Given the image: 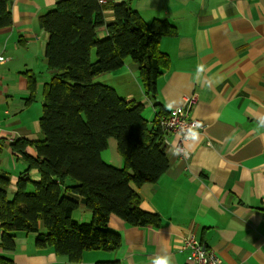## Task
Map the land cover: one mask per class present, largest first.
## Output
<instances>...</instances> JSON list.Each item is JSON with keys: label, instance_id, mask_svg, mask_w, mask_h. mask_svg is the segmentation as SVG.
Wrapping results in <instances>:
<instances>
[{"label": "crops", "instance_id": "1", "mask_svg": "<svg viewBox=\"0 0 264 264\" xmlns=\"http://www.w3.org/2000/svg\"><path fill=\"white\" fill-rule=\"evenodd\" d=\"M58 1L12 0L8 9L13 24L0 29V171L10 175V195L28 163L12 149L9 134L14 140L43 138L40 122L37 125L28 111L42 92L38 74L52 76L46 57L49 33L39 17L55 9ZM133 6L146 21L166 18L177 27L176 36L160 43L170 63L159 77L157 99L170 112L196 94L190 116L207 125L197 130V141L184 140L188 157L172 154L180 139L170 132L167 172L155 183L133 186L142 195V207L160 213L161 226H132L112 216L110 226L121 234L122 246L116 251L86 250L80 262L38 247L36 234L25 232L17 233L15 250L0 248V255L15 264H153L154 258L164 256L170 264H192L191 252L182 249L181 242L194 233L220 255L222 264H264V0H134ZM106 13L108 20L114 19L113 10ZM99 34L106 37L107 31ZM200 64L205 71L198 77ZM28 72L36 74L38 83L36 98L29 103ZM138 75V64L127 60L121 69L95 81L113 82L117 91H126L118 92L121 96L144 101V116L150 121L156 113L154 102L145 95ZM219 77L222 82L215 83ZM133 79L137 87L128 85ZM19 99L27 105L13 111ZM41 114L42 108L35 119ZM26 151L37 156L33 146ZM102 157L122 166L114 138ZM7 159L14 167H4ZM23 177L41 179L37 168ZM75 217L89 221L92 212L81 204Z\"/></svg>", "mask_w": 264, "mask_h": 264}, {"label": "trees", "instance_id": "2", "mask_svg": "<svg viewBox=\"0 0 264 264\" xmlns=\"http://www.w3.org/2000/svg\"><path fill=\"white\" fill-rule=\"evenodd\" d=\"M0 0V29L13 24L8 4ZM59 0L42 14L39 23L49 33L46 45L52 77L42 87V139L11 142L28 163L10 195L11 179L0 171V248L16 249L18 232L36 234L40 248H51L70 261L80 262L86 250L116 251L121 234L111 226L118 216L132 226H161L156 211L142 207L136 188L157 182L170 167L166 132L161 119L169 115L159 99L158 80L170 60L161 40L176 36L177 27L166 18L146 21L134 0ZM113 10V20H108ZM105 29L106 37L99 32ZM128 58L139 67L145 95L154 102L152 120L146 119L144 101L128 100L101 74L121 69ZM27 102L37 93V76L28 72ZM117 141L123 164L117 167L102 157L109 139ZM35 147L37 156L26 148ZM37 168L41 179L23 177ZM81 204L92 212L89 221L75 216ZM0 264H15L0 255ZM95 264H122L120 260Z\"/></svg>", "mask_w": 264, "mask_h": 264}, {"label": "built area", "instance_id": "3", "mask_svg": "<svg viewBox=\"0 0 264 264\" xmlns=\"http://www.w3.org/2000/svg\"><path fill=\"white\" fill-rule=\"evenodd\" d=\"M101 3H106L107 0H100ZM197 101V95L192 94L185 98V103L170 111L167 117L161 119V125L166 132V137L164 138V143L168 146L169 133H175L179 135L180 144H178L177 149H181L180 152L184 156L186 151L183 147V142L185 139V133L189 127L194 126L198 123L200 126L195 130L204 129L205 125L202 121L197 120L190 116V112ZM4 132V127L0 122V137ZM8 139L13 142L14 134L10 133ZM187 152V151H186ZM189 156V155H188ZM187 156V157H188ZM185 157V156H184ZM194 233L189 234L184 237L181 242L182 249H188L191 252L192 264H222V259L220 255L212 248L207 247L200 239H198Z\"/></svg>", "mask_w": 264, "mask_h": 264}, {"label": "rangeland", "instance_id": "4", "mask_svg": "<svg viewBox=\"0 0 264 264\" xmlns=\"http://www.w3.org/2000/svg\"><path fill=\"white\" fill-rule=\"evenodd\" d=\"M128 60H132L131 58H128ZM47 73H45V72H42V77H40V74H38V76H39V84H38V86L41 88V87H43V84L46 82V81H48V80H50L51 79V75L49 76V77H47V75H46ZM138 77H139V75H138ZM138 77H136L135 76V80H138ZM130 78H131V80H132V76L130 75ZM135 80L133 79V81H130V83L128 84V85H132V82H133V84L136 86V82H135ZM110 85H114V83L113 82H111V84ZM137 87V86H136ZM121 95H124V94H126V91L123 89V90H119L118 91ZM41 98H42V95H41V91H39L38 93H37V100H36V103H34V105H32V108L28 111L29 112V114L31 115V117L33 118V120L35 121V122H37V125H39V122H40V118L38 119L37 118V120L35 119L36 117H38L39 116V113H40V111H41V108H42V100H41ZM19 101H20V104H19V106L18 107H16L15 105H12V107H13V111L15 110V111H19L20 109H22V108H24L26 105H27V103H24L23 102V100H20L19 99ZM33 103H31V104H33ZM26 104V105H25ZM16 108H15V107ZM18 108H20V109H18ZM42 115V114H41ZM12 160V159H11ZM11 160H10V162H11ZM9 162V159H7V160H5V164H4V167L6 168V169H8V167H14V165H13V163H11V164H9L10 163ZM16 170V168H12V169H10V171L11 172H14Z\"/></svg>", "mask_w": 264, "mask_h": 264}, {"label": "clouds", "instance_id": "5", "mask_svg": "<svg viewBox=\"0 0 264 264\" xmlns=\"http://www.w3.org/2000/svg\"><path fill=\"white\" fill-rule=\"evenodd\" d=\"M205 71L204 65L200 64L197 67V76L199 77L200 74H202ZM223 77H219L217 78L214 82L215 83H220L222 82ZM209 84L213 83L212 80H210L208 82ZM168 107L171 109L172 108V104H169ZM200 125L198 123H196L194 126L189 127L187 132L185 133V139H190L192 141H197L199 139V133L195 130L196 128H198ZM261 126H264V118H262L261 120ZM181 149H175L173 150V155H177L181 152ZM189 155L188 152H184V156L187 157ZM153 264H170L169 262V258L167 256L164 257H156L153 260Z\"/></svg>", "mask_w": 264, "mask_h": 264}]
</instances>
